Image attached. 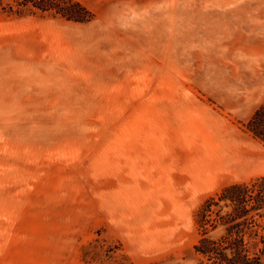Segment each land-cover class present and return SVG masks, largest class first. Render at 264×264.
I'll return each instance as SVG.
<instances>
[{
  "label": "rangeland",
  "instance_id": "374dc122",
  "mask_svg": "<svg viewBox=\"0 0 264 264\" xmlns=\"http://www.w3.org/2000/svg\"><path fill=\"white\" fill-rule=\"evenodd\" d=\"M17 1L0 0V257L205 264L198 208L264 176L243 127L264 0H76L84 24Z\"/></svg>",
  "mask_w": 264,
  "mask_h": 264
},
{
  "label": "trees",
  "instance_id": "16d2710c",
  "mask_svg": "<svg viewBox=\"0 0 264 264\" xmlns=\"http://www.w3.org/2000/svg\"><path fill=\"white\" fill-rule=\"evenodd\" d=\"M41 12L84 24L94 15L76 0H18ZM4 8L0 6V11ZM12 11V6L8 8ZM264 145V100L243 124ZM200 239L194 251L205 264H264V176L224 187L195 213ZM220 231L216 238L211 233Z\"/></svg>",
  "mask_w": 264,
  "mask_h": 264
},
{
  "label": "crops",
  "instance_id": "0c3cea01",
  "mask_svg": "<svg viewBox=\"0 0 264 264\" xmlns=\"http://www.w3.org/2000/svg\"><path fill=\"white\" fill-rule=\"evenodd\" d=\"M106 1V0H105ZM108 1V3H110V2H113V1H111V0H107ZM2 244L3 243H1L0 242V256L3 254V253H6L8 250L7 249H5L3 246H2ZM0 264H7V262H5V261H3V259L0 257Z\"/></svg>",
  "mask_w": 264,
  "mask_h": 264
}]
</instances>
